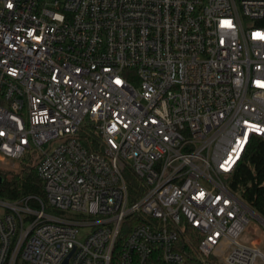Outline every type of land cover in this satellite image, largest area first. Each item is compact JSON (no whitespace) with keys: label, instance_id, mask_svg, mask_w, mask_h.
I'll return each mask as SVG.
<instances>
[{"label":"built area","instance_id":"built-area-1","mask_svg":"<svg viewBox=\"0 0 264 264\" xmlns=\"http://www.w3.org/2000/svg\"><path fill=\"white\" fill-rule=\"evenodd\" d=\"M255 139L264 0H0V165L43 184L0 201V264H264L230 188Z\"/></svg>","mask_w":264,"mask_h":264},{"label":"trees","instance_id":"trees-1","mask_svg":"<svg viewBox=\"0 0 264 264\" xmlns=\"http://www.w3.org/2000/svg\"><path fill=\"white\" fill-rule=\"evenodd\" d=\"M88 135L87 133L82 141L86 148L93 149ZM17 171H0V195L12 200L28 195L43 198V184L34 169L20 166ZM230 188L248 208L264 218V144L260 140L252 141L246 156L231 176ZM180 248L188 264H218L213 258H208L205 262L200 260L195 240L181 243Z\"/></svg>","mask_w":264,"mask_h":264},{"label":"rangeland","instance_id":"rangeland-1","mask_svg":"<svg viewBox=\"0 0 264 264\" xmlns=\"http://www.w3.org/2000/svg\"><path fill=\"white\" fill-rule=\"evenodd\" d=\"M91 130V129H89ZM29 166L32 167V157L27 156V157H23L21 159L18 160H14L13 162L9 161V165L5 166V167H1L0 165V171H5V172H18L17 170L13 169L15 166ZM8 169V170H6ZM13 169V170H12ZM12 199L6 198L4 196L0 195V201L2 202H8L11 201ZM251 216L252 218L250 219V223L248 224V226L246 227L244 233L241 236V241L243 243H252L258 247L263 248V252H264V226L261 224L260 220L258 219L257 214L253 213V211H251ZM54 214H56L55 212H53ZM258 216V217H257ZM263 218V217H261ZM128 230V226L124 229V231ZM18 264H24L23 262L19 261Z\"/></svg>","mask_w":264,"mask_h":264},{"label":"water","instance_id":"water-1","mask_svg":"<svg viewBox=\"0 0 264 264\" xmlns=\"http://www.w3.org/2000/svg\"><path fill=\"white\" fill-rule=\"evenodd\" d=\"M2 183V178L0 176V184ZM68 259H69V256L65 259V261L63 262V264H67L68 263Z\"/></svg>","mask_w":264,"mask_h":264},{"label":"snow or ice","instance_id":"snow-or-ice-1","mask_svg":"<svg viewBox=\"0 0 264 264\" xmlns=\"http://www.w3.org/2000/svg\"><path fill=\"white\" fill-rule=\"evenodd\" d=\"M9 7H11V5H9Z\"/></svg>","mask_w":264,"mask_h":264}]
</instances>
